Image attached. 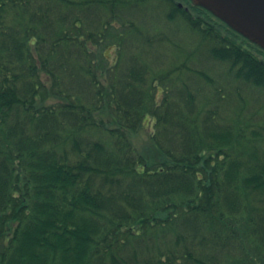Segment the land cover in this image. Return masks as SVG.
Returning <instances> with one entry per match:
<instances>
[{"label":"trees","instance_id":"trees-1","mask_svg":"<svg viewBox=\"0 0 264 264\" xmlns=\"http://www.w3.org/2000/svg\"><path fill=\"white\" fill-rule=\"evenodd\" d=\"M156 1L201 36L167 30L165 65L149 64L166 30L138 29L122 0H0V226L16 225L0 264H264V51L190 0ZM84 25L134 39L117 82ZM162 69L180 81L166 99L149 79ZM18 173L39 212L14 205Z\"/></svg>","mask_w":264,"mask_h":264},{"label":"rangeland","instance_id":"rangeland-1","mask_svg":"<svg viewBox=\"0 0 264 264\" xmlns=\"http://www.w3.org/2000/svg\"><path fill=\"white\" fill-rule=\"evenodd\" d=\"M122 1L124 3L123 6L125 8H127L128 11H132L129 13L135 14L137 24H138V29H140V26L142 25V28L144 27L146 30L152 29V27H154V26H163L164 27L163 29L166 30V39H167L166 43L164 44L162 42H157L155 44V47L162 46L161 49L163 50V56L156 55L159 60L158 61L152 60L149 65H158L161 63H162V65L166 64V58L164 57V47L166 48V46H169L168 45L167 30H169L170 28L175 29L176 34L182 40H186L189 43L194 42V41H196V42L200 41V38H201L200 34L193 31V30H190V29H189V37L191 40H187L186 39V32L182 31V28L179 27L180 25H182V18L180 16H178L176 18V20L172 22L173 24H171L170 21L166 20V16L163 14V12L162 13L160 12L161 8L159 10H157L158 6L155 3H149L151 0H122ZM163 2H164L163 0H157L156 1V3L159 5H163ZM116 3L118 4L120 2L116 1ZM177 4L179 5L180 8L188 9V6L182 0H176V2H174V5H176L178 7ZM187 13H188L191 20L196 19V21H199V19L196 18V17H200L197 13H195L193 11H189ZM141 16L144 18V21H143V18ZM121 17L123 18V20L127 19V22L125 24L129 23V21H128V20H130L129 18H127L126 16H124L122 14H121ZM118 23L121 24L120 21ZM104 24H105V20L103 22V26H104ZM123 24H124V22H123ZM170 25H172L173 27ZM82 27H83V29L81 30L82 34L89 37V41L91 42V45L95 48L97 56L96 55H94V56L98 60L96 62V64L98 63V65L100 66V68L102 70H104V71L108 70L110 72L107 74L106 78H110L111 76L113 77V75H115V74H114V71H112V70L117 69V68H118V71L122 74L125 70V61L126 60L129 61L128 55L132 51L134 52V50H135V47L133 46L134 39L132 40L130 37L127 36L128 34L124 33V31H123L124 26L122 27V29H119V28L117 29L115 27H111L110 25H107V27L103 28V30L99 31V32H96L94 30L90 31V29H88L85 25ZM116 27H118V26L116 25ZM196 28L198 31L202 30L199 27V25H196ZM214 30L216 33L218 32V34H220V35H223L227 38L228 37L231 38L229 35L224 33L221 29L219 31V29L217 27H215ZM73 32H75L73 34V36L78 35L77 31H73ZM137 38L136 39L138 40V44H142L143 37L137 35ZM229 38H228V40H230ZM206 40H210V39L206 38ZM180 45L183 49H186L185 45H183V44H180ZM200 50H201L200 51L201 54L198 56V60L199 61L209 60L210 57L207 53V49L203 46L202 48H200ZM122 52H123V55H122ZM152 52H153V47H152ZM125 57L127 59H125ZM154 60H157V59H154ZM262 61H264V58H262ZM143 63H145V62L142 61V64ZM173 64L170 63L169 67H171ZM165 69H166V73L170 70V68H165ZM165 69L158 70V71L154 70V71L150 72L149 73V79H153V84H157L159 86L156 97L162 98L164 96L166 99V95L162 94V92H163L162 88H166V90H167V89L172 88L176 85H179L180 81L176 80V78L179 76L177 74H174V75L168 74V75H166V78L163 79L160 75H161L162 71H164ZM113 79L115 82L118 81L114 77H113ZM104 108H105V112L109 113V108H107V107H104ZM249 109H251V107ZM94 116L96 117L98 122L102 121L105 118L103 113L102 114L96 113V114H94ZM92 119H93V117H92ZM152 119H149L147 121V123L145 124L146 125L145 130L140 131L139 134L132 136V141L136 147H138V145H141L145 140H147L148 135L154 133V127L152 125V122H153ZM19 167H20V165H19ZM18 177H19L18 179L21 180V182H27L26 175L24 173H22V174L18 173ZM26 184L30 185L29 182H27ZM31 187H32L31 185L29 187L27 185L25 186V185L21 184L19 187V190L16 192L17 198H18L16 200H21V202L14 204V205H17L19 208H21V207L27 208L28 207V211L27 210H25V211H27L30 214L31 213H37V211H38L37 204H36V208H37V211H36L34 199H33L32 195L29 194L30 190H32ZM41 214H42V212H41ZM24 216H26V214ZM227 222H229V221H227ZM244 222L239 223L236 220L234 222H229V223H232V224L235 223V225H237V229L240 231L241 235L246 237L250 231L247 227L248 225H246V223H244ZM15 227H16L15 224L12 226H7L5 228V232H4L0 226V235L4 234L5 237L10 236V241H11L14 238L13 235L16 233ZM86 230H88V229H86ZM0 245L3 246L1 239H0ZM9 262L10 263L13 262L11 257H7L5 264H9ZM254 263H256V260ZM2 264H4V263H2Z\"/></svg>","mask_w":264,"mask_h":264},{"label":"water","instance_id":"water-1","mask_svg":"<svg viewBox=\"0 0 264 264\" xmlns=\"http://www.w3.org/2000/svg\"><path fill=\"white\" fill-rule=\"evenodd\" d=\"M264 50V0H190Z\"/></svg>","mask_w":264,"mask_h":264}]
</instances>
